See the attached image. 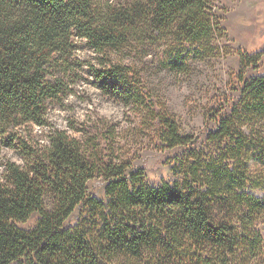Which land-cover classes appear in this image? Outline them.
Listing matches in <instances>:
<instances>
[{
  "label": "trees",
  "instance_id": "16d2710c",
  "mask_svg": "<svg viewBox=\"0 0 264 264\" xmlns=\"http://www.w3.org/2000/svg\"><path fill=\"white\" fill-rule=\"evenodd\" d=\"M219 2L0 0V264L251 263L263 242L264 194L253 190L264 191V72L248 68H259L264 52L242 54L239 93L229 114H214L208 145L168 113L160 118L155 136L177 151L173 180L150 184L113 146L111 155L95 152V139L72 132L81 131L74 120L60 128L50 119L80 75L75 37L99 52L102 67L93 69L104 91L138 102L132 85L152 70L184 74L193 55L218 53ZM156 48L149 67L143 58ZM126 50L143 74L120 55ZM35 127L48 128L47 140ZM35 213L33 227L19 224Z\"/></svg>",
  "mask_w": 264,
  "mask_h": 264
},
{
  "label": "rangeland",
  "instance_id": "374dc122",
  "mask_svg": "<svg viewBox=\"0 0 264 264\" xmlns=\"http://www.w3.org/2000/svg\"><path fill=\"white\" fill-rule=\"evenodd\" d=\"M218 7L221 23L226 28L225 37L215 42L219 47L218 53L205 58L193 55L189 60L191 69L184 74L176 75L164 69L143 75L132 85L143 97L138 102H135L134 95L131 101L129 95V103H126V97L104 91L93 69V66L102 67L99 52L86 38L75 37L76 56L81 58L82 68L72 85L73 91L65 100L66 105L51 110V122L57 127L68 128L70 120H74L81 131L72 128V132L78 136L87 134L85 139H95L94 145H98L95 152L111 155L109 147L113 146L114 154H122L136 166L144 168L150 184H157L162 179L173 180V158L177 151L163 148L155 136L160 118L168 113L178 122L182 132L198 135L197 145H208V132L216 130L217 120L230 113L229 97L239 93V74L245 69L242 54L264 52V0H220ZM158 51L159 48L149 50L143 62L149 67L155 66ZM120 55L125 56L128 63L130 59L135 60L134 67L139 66L137 70L142 74L145 72V65L137 59L135 52L130 54V50H126ZM248 71L251 74L264 72V54L260 67H250ZM214 114L217 120H214ZM47 129L35 127V133L45 141ZM10 154L14 159H20L15 149ZM249 164L253 170L258 167L254 158H250ZM90 186L97 194L103 195L100 180L90 182ZM253 191L260 196L264 194L261 188ZM76 216L77 211L73 220ZM38 218L39 214L35 213L27 222L19 224L31 228ZM257 226L263 242L259 253L247 264H264V212L257 219Z\"/></svg>",
  "mask_w": 264,
  "mask_h": 264
}]
</instances>
